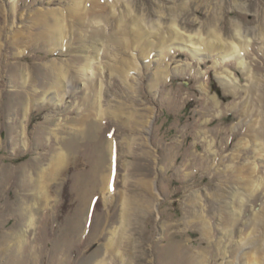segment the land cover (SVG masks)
<instances>
[{"label": "rangeland", "instance_id": "374dc122", "mask_svg": "<svg viewBox=\"0 0 264 264\" xmlns=\"http://www.w3.org/2000/svg\"><path fill=\"white\" fill-rule=\"evenodd\" d=\"M72 4L0 0V264H264V0Z\"/></svg>", "mask_w": 264, "mask_h": 264}, {"label": "bare ground", "instance_id": "6f19581e", "mask_svg": "<svg viewBox=\"0 0 264 264\" xmlns=\"http://www.w3.org/2000/svg\"><path fill=\"white\" fill-rule=\"evenodd\" d=\"M84 2H85V0H73V4H72V6H71V8L73 9V7L75 8V13L76 12H79L80 11V9H81V7H82V4H84ZM71 9V10H72ZM56 15H57V17H54L53 18V20L55 21V23L51 26V31H53V32H56V33H60V35L62 36V34H63V25H62V22L60 23V18H59V15L56 13ZM133 20H134V22H137L138 20L136 19V18H133ZM62 21V20H61ZM139 22V21H138ZM137 22V23H138ZM136 23V24H137ZM55 28H54V27ZM139 32V31H138ZM139 36H140V38L144 41V39L146 38V36L144 37L143 35H141L140 33H139ZM137 37V36H136ZM53 38H56V37H53ZM139 38V37H138ZM177 38V37H176ZM178 38H179V36H178ZM181 38V37H180ZM169 40V39H168ZM166 42V41H165ZM144 49V48H143ZM145 49H147V48H145ZM89 61H91L90 59H89ZM240 62H243L242 60L240 61ZM91 63H92V61H91ZM90 62H88V64H86L85 66H84V70H86V69H88V68H90L91 67V64ZM62 67V66H61ZM61 67H59L58 69H56V75H58L56 78H57V82H59V79H62V76L65 78V79H67L68 78V75H67V73L68 72H61L60 73V70H62L63 68H61ZM120 70H122L121 68L118 70V71H120ZM88 71V70H87ZM89 71H90V69H89ZM84 100L89 104V105H91L90 107L92 108V109H90V110H88V112L87 113H83L82 115H80L79 117H76L75 118V122L77 121V122H80V124H86L87 125V128H89L90 126H93V125H95V122H94V124H93V119H94V115H95V111H94V109H96V104H95V106H94V101L92 100V98H87V97H84ZM125 112V111H124ZM261 134V133H260ZM259 133H255V135H260ZM261 136V135H260ZM128 138H130V136L128 137ZM128 138H127V141H128ZM261 140H262V138H261ZM116 140L115 139H112V138H110V140H109V147L111 148V152H112V146H113V148L114 147H116V150L114 151V152H112L111 154V157H109V159H110V162L109 163H107V165H105L106 166V170H105V172H104V174L102 175V178H101V183H100V190H114L115 191V185L118 183V173H117V168H116V166L114 165V162H115V160H116V158L119 156V154L117 153V149H118V147H120V145H119V143H117V142H115ZM114 150V149H113ZM54 162H53V165H52V168H51V170H49V174H50V176H49V178H48V181H50V180H52V179H50L51 178V176H52V171L53 170H56V169H58L59 168V166L61 165V164H63L64 162H65V160H66V153L65 152H60L57 156H55L54 157ZM62 168V167H61ZM60 168V169H61ZM109 170V172L107 173V171ZM47 180V179H46ZM121 193L122 192H124L123 190H121L120 191ZM46 195H48V193H45ZM131 194V193H130ZM41 198L43 197V193L41 192ZM130 199H132V198H129L128 199V201H130ZM127 200V199H126ZM128 201H125L124 199H123V206H125V208H123L122 210H123V218H124V220H126V218H127V215H128V209L130 208V203H127ZM135 202V201H134ZM34 210L35 209H33V208H30V221H29V223H28V227H30L31 228V225L34 223ZM116 231L114 230V232H113V236L111 237V238H109L106 242H105V244H106V251H110V250H112V249H114V246H116L115 245V241L113 240V238H114V236L116 235ZM117 247V246H116ZM114 251V250H113ZM111 252V251H110ZM115 253V252H114Z\"/></svg>", "mask_w": 264, "mask_h": 264}]
</instances>
